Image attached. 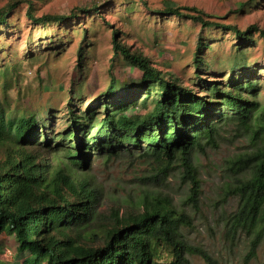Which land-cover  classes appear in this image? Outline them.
Here are the masks:
<instances>
[{"label":"trees","instance_id":"1","mask_svg":"<svg viewBox=\"0 0 264 264\" xmlns=\"http://www.w3.org/2000/svg\"><path fill=\"white\" fill-rule=\"evenodd\" d=\"M20 1L31 2L10 0L0 8V23ZM164 11L190 17L203 27L233 30L241 41H252L255 31L264 36V28L255 23L241 30L212 19L197 6L169 5ZM27 16L38 23L58 22L76 17L77 12L36 15L30 6ZM112 45L115 55L142 70L146 92H157L152 109L130 115L122 99L110 97L98 118L96 103L71 105L68 132L53 141L35 113L0 109V146L5 149L0 158V237L13 236L17 256L29 254L31 264H190L188 253L213 264L204 248L186 239L184 227L193 219L170 193L144 191L136 207L102 213L99 190L78 174L87 171L91 153L111 157L145 146L143 153L157 163V170L144 178L146 183H165L178 160L182 180L190 187L188 201L197 207L201 181L194 152L215 143L221 129L234 124L238 129L251 128L252 140L256 139V149L234 156L229 164L236 175L229 193L238 196V206L225 221L232 240L240 232L249 236L248 262L264 244V111L257 112L262 103L257 85L249 78L238 80L231 72L227 81L206 79L204 89L190 86L174 73L158 69L140 50L131 49L117 30ZM205 46L201 39L197 42L194 62L199 78ZM78 61L83 65L81 47ZM113 90L115 81L109 83L107 95Z\"/></svg>","mask_w":264,"mask_h":264},{"label":"rangeland","instance_id":"2","mask_svg":"<svg viewBox=\"0 0 264 264\" xmlns=\"http://www.w3.org/2000/svg\"><path fill=\"white\" fill-rule=\"evenodd\" d=\"M8 2L0 0V8ZM169 5L197 6L212 19L235 24L241 30L253 23L264 28V0L20 1L7 20L0 23V109L19 115L35 113L52 141L68 132L71 105L79 103L85 107L96 103L98 118L102 117L104 104L111 102L110 97L113 101L122 99L127 104L125 112L130 115L151 110L157 92L147 93L141 85L142 70L114 54L113 31L117 30L131 49L140 50L158 69L174 73L187 85L204 89L206 79L227 81L231 72L238 80L249 78L257 85L262 102L257 112L264 111V36L255 31L252 41H241L233 30L203 27L190 17L166 13ZM30 6L36 15L75 10L77 16L38 23L27 16ZM84 8L92 9L86 12ZM200 39L207 44L201 53L202 78L198 77L194 62ZM80 47L83 65L78 61ZM111 81H115V90L107 95ZM250 129L226 125L215 143L194 152L201 181L197 207L188 201L190 187L182 180L178 160L165 183H146L144 178L157 170V163L143 153L145 146L111 157L91 153L87 171L78 175L86 176L90 185L99 190L98 208L102 213L115 207H136L144 191L168 192L193 219L191 226L184 227L186 239L204 248L213 264H264V244L247 262L249 236L240 232L232 240L225 225L228 214L238 206V196L229 193V184L236 178L229 164L234 156L256 149ZM4 154L5 149L0 146V158ZM48 157L51 159V154ZM17 252L13 236L3 233V264H23L25 258H30L27 264L32 263V256L18 257ZM166 256L164 251L163 258ZM187 256L190 264H210L199 254Z\"/></svg>","mask_w":264,"mask_h":264},{"label":"built area","instance_id":"3","mask_svg":"<svg viewBox=\"0 0 264 264\" xmlns=\"http://www.w3.org/2000/svg\"><path fill=\"white\" fill-rule=\"evenodd\" d=\"M8 253H9V251H8ZM11 253V252H10Z\"/></svg>","mask_w":264,"mask_h":264}]
</instances>
